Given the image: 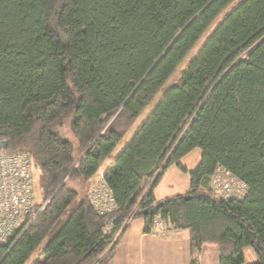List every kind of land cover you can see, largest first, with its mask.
I'll use <instances>...</instances> for the list:
<instances>
[{
	"label": "trees",
	"instance_id": "1",
	"mask_svg": "<svg viewBox=\"0 0 264 264\" xmlns=\"http://www.w3.org/2000/svg\"><path fill=\"white\" fill-rule=\"evenodd\" d=\"M234 1L0 0V153L31 156L47 202L0 243V264H25L45 241L34 264H110L137 218L147 233L156 219L189 229L193 254L217 244L219 264H245L248 247L264 264V0H242L163 91ZM149 107L104 173L116 208L100 213L92 178ZM195 148L189 191L157 200L164 171L188 172ZM220 168L247 184L244 198L218 197Z\"/></svg>",
	"mask_w": 264,
	"mask_h": 264
},
{
	"label": "crops",
	"instance_id": "2",
	"mask_svg": "<svg viewBox=\"0 0 264 264\" xmlns=\"http://www.w3.org/2000/svg\"><path fill=\"white\" fill-rule=\"evenodd\" d=\"M201 157L200 148H195L182 157L181 163L188 172L181 170L177 165L169 166L154 187L156 199L162 200L189 191L191 186L189 171L199 165ZM107 169L103 170L102 166L92 178L93 182L104 178ZM170 171H173L174 178L170 176ZM145 225L143 218L131 221L118 239L110 264H193V260H196V264H219V248L215 243H205L199 253L193 254L189 229H173L167 226L164 232L156 230L147 233Z\"/></svg>",
	"mask_w": 264,
	"mask_h": 264
},
{
	"label": "built area",
	"instance_id": "3",
	"mask_svg": "<svg viewBox=\"0 0 264 264\" xmlns=\"http://www.w3.org/2000/svg\"><path fill=\"white\" fill-rule=\"evenodd\" d=\"M218 197L242 199L248 192L245 182L230 171L220 168L212 178ZM91 204L100 213L116 208L112 191L103 178L96 179L88 191ZM36 201L33 160L26 152L0 153V243L17 229L26 230L44 210ZM167 222L156 219L155 229L164 232Z\"/></svg>",
	"mask_w": 264,
	"mask_h": 264
},
{
	"label": "rangeland",
	"instance_id": "4",
	"mask_svg": "<svg viewBox=\"0 0 264 264\" xmlns=\"http://www.w3.org/2000/svg\"><path fill=\"white\" fill-rule=\"evenodd\" d=\"M242 0H235L227 9H225L223 11V13L217 18V20L215 21V23L210 27V29L208 30V32L201 38V40L198 42V44L195 46V48L193 50H191V52L189 53L188 57L186 58V60L184 61V63L179 67V69L176 71L175 75H173L171 77V79L167 82L165 89L163 91H166L175 81L176 79L180 76L181 72L186 69L189 61L192 59V57H194L202 48L204 42L206 41V39L210 36V34L216 29V27L218 26V24L223 20V18L229 14ZM151 107L147 108L146 110L143 111V113L140 115V117L138 118V120L136 121L133 129L123 138V140L119 143V145L116 147V149L114 150V152L112 153V155L109 157V159L104 163L103 165V170L107 169L111 166L112 163H114L116 157L120 154V152L122 151V149L124 148V146L130 141V139L132 138V136L134 135V133L136 132V130L139 128V126L144 122V120L146 119V117L150 114L151 112ZM64 134L66 136H71L72 133L70 132L69 127H65L64 128ZM71 139L74 140V137ZM6 147V146H5ZM176 169V167H173ZM173 170V169H171ZM178 170V169H176ZM179 172V171H177ZM170 176L172 175V178H174L173 175V171H170ZM169 176V175H168ZM76 181L71 182L72 185H76L75 184ZM76 187L83 189L84 195L87 192V188L89 187V185H82L81 186V182L77 181ZM91 184V182H90ZM86 186V187H85ZM82 187V188H81ZM85 187V188H84ZM41 198V191L39 190V188L36 190V201L39 202ZM79 199H77V201L73 204V206L71 208H69L65 214H63L61 221L63 222L65 221L68 216L70 215V213L72 212V210L76 207V205L79 203ZM46 203V202H45ZM46 241L43 242L39 248L34 252V254L29 258V260L25 263V264H34V262L39 259L42 256V250L43 247L45 245ZM244 254H245V264H251L256 262L257 259V254L255 252V250L252 247H248L244 250ZM210 257H212V255H210Z\"/></svg>",
	"mask_w": 264,
	"mask_h": 264
},
{
	"label": "water",
	"instance_id": "5",
	"mask_svg": "<svg viewBox=\"0 0 264 264\" xmlns=\"http://www.w3.org/2000/svg\"><path fill=\"white\" fill-rule=\"evenodd\" d=\"M0 146H1V147H5V146H7V142H6V141H2V142H0Z\"/></svg>",
	"mask_w": 264,
	"mask_h": 264
}]
</instances>
